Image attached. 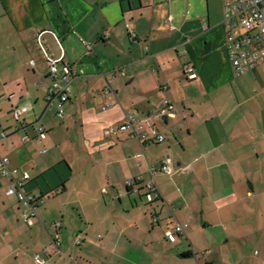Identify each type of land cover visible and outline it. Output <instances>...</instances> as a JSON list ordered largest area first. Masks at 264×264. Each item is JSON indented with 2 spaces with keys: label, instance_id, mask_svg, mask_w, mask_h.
I'll use <instances>...</instances> for the list:
<instances>
[{
  "label": "crops",
  "instance_id": "0c3cea01",
  "mask_svg": "<svg viewBox=\"0 0 264 264\" xmlns=\"http://www.w3.org/2000/svg\"><path fill=\"white\" fill-rule=\"evenodd\" d=\"M223 18L209 0H0V154L44 200L27 225L0 175V264H264V62L236 72ZM46 54L72 73L61 117ZM130 113L138 136L105 135Z\"/></svg>",
  "mask_w": 264,
  "mask_h": 264
},
{
  "label": "built area",
  "instance_id": "2783aa9c",
  "mask_svg": "<svg viewBox=\"0 0 264 264\" xmlns=\"http://www.w3.org/2000/svg\"><path fill=\"white\" fill-rule=\"evenodd\" d=\"M223 23L226 28V48L228 56L236 72L241 74L248 69L257 66L264 62V0H224V18ZM127 27L129 25L127 24ZM131 36H135L133 30L130 31ZM41 48H45L41 44ZM183 54L185 51L182 52ZM47 55V54H46ZM50 63V74L53 83L48 91L49 99H58L59 108L58 115L61 117L64 113L63 105L70 98L72 91V73L68 65H60L61 59H53L47 55ZM185 74L188 79H195L197 72L191 63L184 65ZM123 75L124 73L121 72ZM107 94H110L109 88L105 89ZM111 103L103 107L105 110ZM27 111L25 107H15L12 111L13 117L16 121H20L21 117ZM157 115L162 119L174 118L176 116V109L169 99H165L163 106L157 111ZM143 123L136 122L133 114L126 116L125 121L120 125L110 126L105 129V135H118L120 132H125L131 129V136H138L140 128ZM40 136H44L41 128L38 129ZM8 137L5 130L0 131V141ZM165 136L161 134L156 128L151 131V140L154 142L165 141ZM10 160L8 156L0 154V175L11 178V182L7 184L6 194L8 196L16 197L22 204L21 219L27 225H33L37 217V208L44 202L43 198L26 190L25 184L30 179L27 172H20L18 168H12L9 165ZM160 170L166 174H171L173 171L172 159L166 156L162 162ZM153 173V170L150 169ZM135 185L137 189L142 190L145 199L152 203L160 199L159 189L154 181L150 180H129L127 185ZM60 222L54 223L56 228L53 235L54 242L59 245L58 227ZM188 227L187 223L176 221L172 227L166 231V238L169 242L174 243L178 236L184 234ZM35 264H49L46 260L35 257Z\"/></svg>",
  "mask_w": 264,
  "mask_h": 264
},
{
  "label": "rangeland",
  "instance_id": "374dc122",
  "mask_svg": "<svg viewBox=\"0 0 264 264\" xmlns=\"http://www.w3.org/2000/svg\"><path fill=\"white\" fill-rule=\"evenodd\" d=\"M210 8L212 10L213 15L215 13H221L222 18L224 17V0H209ZM7 187V185H5ZM57 191V190H55Z\"/></svg>",
  "mask_w": 264,
  "mask_h": 264
}]
</instances>
